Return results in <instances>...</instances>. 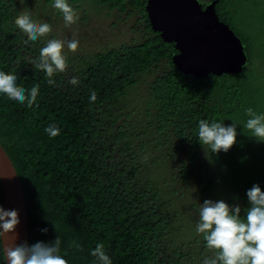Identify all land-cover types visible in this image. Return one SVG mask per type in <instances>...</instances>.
I'll list each match as a JSON object with an SVG mask.
<instances>
[{
	"label": "trees",
	"instance_id": "16d2710c",
	"mask_svg": "<svg viewBox=\"0 0 264 264\" xmlns=\"http://www.w3.org/2000/svg\"><path fill=\"white\" fill-rule=\"evenodd\" d=\"M23 1L0 0V71L17 74V84L26 89L39 84V106L28 108L0 94V145L23 188L29 244L59 235L68 264H96L91 251L97 243L105 245L112 264H203L213 253L202 236L194 244L184 241L183 228L173 226L181 216L172 208L177 192L165 197L152 174L175 160L172 184L197 178L202 199L220 190L229 205L241 207L242 217L250 207L247 191L255 184L264 190V142L243 128L247 108L264 113V53L255 32L242 23L249 0H218L215 6L243 43L247 63L239 73L199 78L173 65L177 50L152 30L147 0H68L72 7L86 1L135 13L142 38L96 53L66 51L67 72L54 77L59 87H50L45 73L30 63L52 36L25 44L27 36L14 23L27 12ZM254 22L250 28L256 29ZM148 75L153 79L143 108L127 109L128 90ZM73 76L79 85L68 83ZM90 90L97 93L95 103ZM201 119L238 124L237 143L227 153L210 151L209 177L199 163ZM52 124L60 129L56 137L45 132ZM72 241L81 249L69 247ZM0 264H6L2 245Z\"/></svg>",
	"mask_w": 264,
	"mask_h": 264
},
{
	"label": "clouds",
	"instance_id": "9594fccd",
	"mask_svg": "<svg viewBox=\"0 0 264 264\" xmlns=\"http://www.w3.org/2000/svg\"><path fill=\"white\" fill-rule=\"evenodd\" d=\"M52 7L58 10L64 20L65 27L76 24L80 17L78 12L69 4L68 0H54ZM16 27L26 36L25 44L36 42L47 37L52 31L50 23L34 21L29 12H22L14 20ZM80 42L71 40L49 39L40 49L38 58L30 60L35 69L45 73V79L50 87H59L54 79L61 73H66L69 67L68 52L76 53ZM18 75L0 71V94L9 100L16 101L28 108L37 104L40 85L26 89L17 84ZM68 83L77 86L80 81L73 76ZM90 103H95L97 93L90 90ZM249 117L243 125L251 132V137L258 142H264V113H257L249 107L245 110ZM237 123L231 125L207 119L198 123V141L205 149L212 153L221 151L227 153L237 143ZM50 137L60 134L57 125L45 128ZM4 178V177H0ZM11 179V177H6ZM250 207L245 209V216H241V207L229 205L224 200L213 201L205 199L198 209L196 233L202 236L206 247L213 255L205 257L203 264H264V190L255 184L246 193ZM20 224L18 210H6L0 205V245H3L6 264H68V260L61 255V239L59 235L54 241L45 243L38 241L28 244L26 241L16 243L19 234L16 232ZM54 224V223H53ZM56 229V225L54 224ZM47 233L48 229L41 230ZM57 231V230H56ZM10 236V242L5 246L4 238ZM81 249V245L72 241L69 247ZM96 264H112L103 243H97L91 251Z\"/></svg>",
	"mask_w": 264,
	"mask_h": 264
},
{
	"label": "water",
	"instance_id": "95a60500",
	"mask_svg": "<svg viewBox=\"0 0 264 264\" xmlns=\"http://www.w3.org/2000/svg\"><path fill=\"white\" fill-rule=\"evenodd\" d=\"M217 2H210L203 9L198 0H147L146 13L152 30L163 41L174 44L177 52L172 63L185 75L199 78L239 73L247 63L240 38L216 13ZM0 177H4L0 178L2 206L19 212L16 243L29 244L25 195L13 163L1 145ZM9 242L10 236H6L5 246Z\"/></svg>",
	"mask_w": 264,
	"mask_h": 264
},
{
	"label": "rangeland",
	"instance_id": "374dc122",
	"mask_svg": "<svg viewBox=\"0 0 264 264\" xmlns=\"http://www.w3.org/2000/svg\"><path fill=\"white\" fill-rule=\"evenodd\" d=\"M43 1V0H42ZM44 2V1H43ZM42 2V3H43ZM25 7H28L27 12L33 13V20L40 23H50L53 31L50 33V39L56 38L61 40H71L73 38L79 40L80 45L77 53H96L101 49H106L114 46H119L122 43H130L142 38V32L138 30L137 19L138 16L135 13H120L116 9L110 10L107 7L96 8L90 3L83 1L81 3L74 4V9L79 14V21L71 27H65L63 16L60 13L59 16L55 14L57 11L51 5H33L30 0H24L22 2ZM237 3V2H236ZM255 3V4H254ZM247 10L243 11V25L249 27L251 31L255 32L259 44H261L260 50L264 53V22L261 18V14H264V0H249L245 4ZM239 6V5H238ZM258 6L259 10L255 9ZM35 8V10H34ZM252 11V12H251ZM254 11H257L256 13ZM259 17V18H257ZM257 24L255 28H250L253 21ZM67 51V49H65ZM153 76L148 75L141 79L140 83L128 90V96L126 101L127 109L131 107L143 108L145 100H147V88L152 81ZM141 115H145L141 112ZM199 163L204 166L202 171L203 176L209 177V170L213 168L211 161L210 150L202 147L200 150ZM175 160L170 161V165L161 166L158 168V172H153V177L163 190L165 197L171 189L176 190L174 195L176 199L172 205L173 210L179 211L181 216H178L175 221L173 220L174 227L181 226L183 228L184 241L187 243L192 242L200 235L196 233V224L198 222V209L199 205L203 203L205 199L213 201L224 200L218 196L220 190L215 193L209 192L205 199H202L200 190L197 185V178H193L189 183H185L176 179V183L172 184L170 178V172L173 171ZM173 166V167H172ZM177 172V169L175 168ZM181 218V219H180ZM193 245H191L192 247ZM192 248H200L194 246Z\"/></svg>",
	"mask_w": 264,
	"mask_h": 264
},
{
	"label": "flooded vegetation",
	"instance_id": "af4514ba",
	"mask_svg": "<svg viewBox=\"0 0 264 264\" xmlns=\"http://www.w3.org/2000/svg\"><path fill=\"white\" fill-rule=\"evenodd\" d=\"M198 1L201 3L203 9H204V8H205L210 2H212V0H203V1L198 0Z\"/></svg>",
	"mask_w": 264,
	"mask_h": 264
}]
</instances>
